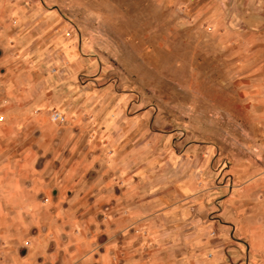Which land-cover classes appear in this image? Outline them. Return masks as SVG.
Returning <instances> with one entry per match:
<instances>
[{
	"label": "rangeland",
	"instance_id": "rangeland-1",
	"mask_svg": "<svg viewBox=\"0 0 264 264\" xmlns=\"http://www.w3.org/2000/svg\"><path fill=\"white\" fill-rule=\"evenodd\" d=\"M40 257L264 264V0H0V264Z\"/></svg>",
	"mask_w": 264,
	"mask_h": 264
},
{
	"label": "crops",
	"instance_id": "crops-1",
	"mask_svg": "<svg viewBox=\"0 0 264 264\" xmlns=\"http://www.w3.org/2000/svg\"><path fill=\"white\" fill-rule=\"evenodd\" d=\"M34 264V263H33ZM36 264H48L47 261H44L43 259L38 258L37 261H36Z\"/></svg>",
	"mask_w": 264,
	"mask_h": 264
},
{
	"label": "built area",
	"instance_id": "built-area-1",
	"mask_svg": "<svg viewBox=\"0 0 264 264\" xmlns=\"http://www.w3.org/2000/svg\"><path fill=\"white\" fill-rule=\"evenodd\" d=\"M56 119L57 120H60L61 119V116L60 115H56Z\"/></svg>",
	"mask_w": 264,
	"mask_h": 264
}]
</instances>
